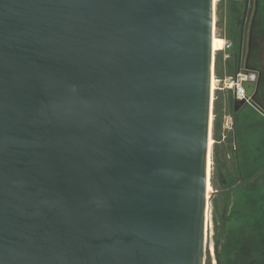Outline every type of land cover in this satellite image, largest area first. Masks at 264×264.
Returning a JSON list of instances; mask_svg holds the SVG:
<instances>
[{"label": "water", "instance_id": "water-1", "mask_svg": "<svg viewBox=\"0 0 264 264\" xmlns=\"http://www.w3.org/2000/svg\"><path fill=\"white\" fill-rule=\"evenodd\" d=\"M214 32V0H0V264H217Z\"/></svg>", "mask_w": 264, "mask_h": 264}, {"label": "rangeland", "instance_id": "rangeland-1", "mask_svg": "<svg viewBox=\"0 0 264 264\" xmlns=\"http://www.w3.org/2000/svg\"><path fill=\"white\" fill-rule=\"evenodd\" d=\"M243 2V1H242ZM241 0H217L215 3V34L219 38L235 41V33L240 29V20L242 18V4ZM217 57V56H216ZM234 62H230L231 71L236 67ZM218 72L219 77L224 76L225 65L219 62ZM226 72L230 73V69L226 68ZM217 76L216 61H214V77ZM218 77V76H217ZM231 93L229 90H214L213 92V116L211 119V134L214 140L213 149L211 153L212 169H211V185L215 191L219 181V168L223 165H234L237 160L234 159L233 154L236 152L239 155V165L242 169L244 177L258 171L264 164V120L261 117V112L264 110L258 108L250 109L243 106L240 112V123L237 126L235 141L239 146L233 144L232 134L234 131L233 123L222 122V126L215 131V115L214 107L216 101L222 105L224 109V94ZM232 94V93H231ZM233 111V103L230 104ZM263 116V115H262ZM229 127V129H228ZM233 130V131H232ZM221 142V143H219ZM224 142V144L222 143ZM235 147V148H234ZM231 156V158L228 157ZM261 189L260 187H258ZM252 191L249 197L250 204L247 205L243 200L239 205L229 202L225 204V197L213 198L210 203V220L215 233H219V241L214 246V254L220 261V264H249L256 260L255 250L261 246L262 242L259 240L261 231L264 226L261 222L260 216L262 211L260 208V190ZM251 216V219H250ZM256 219V220H255ZM253 221V222H251ZM253 231L255 239L252 241V246L237 253V247H247L244 240V233ZM258 238V239H257Z\"/></svg>", "mask_w": 264, "mask_h": 264}, {"label": "flooded vegetation", "instance_id": "flooded-vegetation-1", "mask_svg": "<svg viewBox=\"0 0 264 264\" xmlns=\"http://www.w3.org/2000/svg\"><path fill=\"white\" fill-rule=\"evenodd\" d=\"M241 2L243 4L242 18L239 23L240 29L236 31L237 33L234 30L235 41L231 40L233 42V59L231 62L235 63L236 71L238 69H247L257 72L259 88L252 104L256 108L264 110V0H241ZM232 123L234 126L235 122ZM228 157L231 158L229 155ZM233 157L237 160V163H234V165L226 164L219 168L217 195L214 198L224 196L226 205L231 201L233 204L239 205L243 200L249 205L251 203L249 197L252 191L256 188L258 193L260 190L261 193L259 192L260 195H258L260 198V211H262L260 218L264 226V164L261 169L249 174L246 178L239 165V155L234 152ZM260 234L261 246L253 248L257 255V261L249 264H264V228ZM255 237L253 236V231L244 233L247 247H237L235 251L239 253L253 247L252 241ZM217 264H220L219 260Z\"/></svg>", "mask_w": 264, "mask_h": 264}, {"label": "built area", "instance_id": "built-area-1", "mask_svg": "<svg viewBox=\"0 0 264 264\" xmlns=\"http://www.w3.org/2000/svg\"><path fill=\"white\" fill-rule=\"evenodd\" d=\"M221 39L224 40V44L220 50H217L215 52V61L217 60L218 57H220L221 62L223 63V65H225V71H226L228 63H230L233 59V54H232L233 42L225 38H221ZM217 76L214 77L216 81V87H215L216 91L227 89L232 93L234 100H245L246 104L251 103L250 97H248L246 94L244 83L256 82L257 81L256 71H249L247 69H238L237 71L235 70L232 73H225L223 77H219V76L217 77Z\"/></svg>", "mask_w": 264, "mask_h": 264}, {"label": "crops", "instance_id": "crops-1", "mask_svg": "<svg viewBox=\"0 0 264 264\" xmlns=\"http://www.w3.org/2000/svg\"><path fill=\"white\" fill-rule=\"evenodd\" d=\"M234 69L236 70L237 68L235 67ZM235 70H233L232 72H234ZM224 73H227V72L224 71ZM222 96H223V100H224L223 101L224 102V109H223L222 122H228L229 124L232 123V122H235L234 131L232 130L233 131V134H232V140L231 141L233 142V144L236 145V147H237L236 151L239 152V146H238L237 142L235 141V137H236L235 134L236 133H234V132L236 131L237 126L240 123V119H241L240 112H241L243 106L237 112L234 111V107H233V111H232V108H231V105H230L231 103H233V96H232V94L229 93V94H224ZM245 105L247 106V108L255 109V110L257 109L258 110V108H256L253 104H245ZM261 114L263 115V116L261 115V117L264 120V114L262 112H261ZM219 143H221V142H219ZM222 143L224 144V142H222Z\"/></svg>", "mask_w": 264, "mask_h": 264}, {"label": "bare ground", "instance_id": "bare-ground-1", "mask_svg": "<svg viewBox=\"0 0 264 264\" xmlns=\"http://www.w3.org/2000/svg\"><path fill=\"white\" fill-rule=\"evenodd\" d=\"M217 0H214V2L216 3ZM216 16V15H215ZM224 44V40H222L221 38H219L218 36H216L215 32H214V37H213V50L214 52H216L217 50H220L222 48ZM216 87V81L213 75L212 78V93L214 92ZM214 140L211 136L210 133V140H209V161H208V183H207V204H208V211H209V217H210V202L214 193V190L212 188V185L210 183V175H211V169H212V159H211V151H212V147L214 144Z\"/></svg>", "mask_w": 264, "mask_h": 264}, {"label": "trees", "instance_id": "trees-1", "mask_svg": "<svg viewBox=\"0 0 264 264\" xmlns=\"http://www.w3.org/2000/svg\"><path fill=\"white\" fill-rule=\"evenodd\" d=\"M220 60H221L220 57H218L217 60H216V72H217L218 76H221V75H219V72L217 71L218 70V66L220 65L219 64ZM227 68L230 69V73H232L230 64L227 65ZM217 101H216L215 107H214L215 131L216 132L218 131L217 128L222 126V118H223V107Z\"/></svg>", "mask_w": 264, "mask_h": 264}]
</instances>
